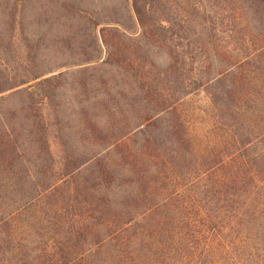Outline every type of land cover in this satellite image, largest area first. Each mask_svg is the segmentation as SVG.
Returning a JSON list of instances; mask_svg holds the SVG:
<instances>
[{"label": "trees", "instance_id": "1", "mask_svg": "<svg viewBox=\"0 0 264 264\" xmlns=\"http://www.w3.org/2000/svg\"><path fill=\"white\" fill-rule=\"evenodd\" d=\"M92 1L0 0V264H264V0Z\"/></svg>", "mask_w": 264, "mask_h": 264}, {"label": "rangeland", "instance_id": "2", "mask_svg": "<svg viewBox=\"0 0 264 264\" xmlns=\"http://www.w3.org/2000/svg\"><path fill=\"white\" fill-rule=\"evenodd\" d=\"M55 1V0H54ZM121 1L116 0H93L92 4L96 7L99 6V11L101 15H113L112 8L115 6H120ZM105 9L106 11H104ZM187 104L190 109H196L197 111L206 110L210 105L209 97L202 91L196 93L195 95L190 96L187 99Z\"/></svg>", "mask_w": 264, "mask_h": 264}]
</instances>
